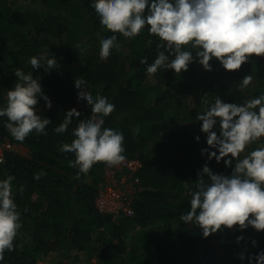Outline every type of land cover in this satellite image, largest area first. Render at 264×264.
I'll return each mask as SVG.
<instances>
[{"label": "trees", "instance_id": "trees-1", "mask_svg": "<svg viewBox=\"0 0 264 264\" xmlns=\"http://www.w3.org/2000/svg\"><path fill=\"white\" fill-rule=\"evenodd\" d=\"M91 3L0 0V106L15 86V69L32 70L30 57L54 55L59 65L51 71L32 70L51 100V108L43 100L36 106L51 121L46 135L33 132L18 142L5 126L7 118H0V143L27 150L25 156L14 148L5 152L0 164V179L15 177L13 192L22 223L14 250L5 253L2 264H247L239 255L264 250V230L222 226L203 237L194 222L185 223L180 216L190 210L189 191L206 162L213 172L225 175L235 165L233 161L225 167L223 159L208 161L207 154H201L206 134L200 131L197 114L217 95L225 103H243L264 94V56H252L232 72L216 60L206 71L194 59L182 73L160 69L148 74L140 61L147 57L150 64L162 49L145 28L133 39L117 33L119 50L102 60L100 42L113 33L101 29ZM248 74L253 76L251 84L240 88ZM76 80L84 81L94 97L105 96L115 105L104 127L123 133L125 160L142 164L135 175L139 185L132 217L113 219L97 210L98 187L108 168L104 163L78 177V168L68 166L74 158L59 151L61 145L73 143L72 132L92 114L90 106L77 103ZM73 110L81 121L73 119L64 135H56L55 128ZM262 142L264 138L249 145L241 158L264 146ZM41 170L44 177L35 180L34 173ZM237 236L244 239L238 243Z\"/></svg>", "mask_w": 264, "mask_h": 264}, {"label": "clouds", "instance_id": "clouds-1", "mask_svg": "<svg viewBox=\"0 0 264 264\" xmlns=\"http://www.w3.org/2000/svg\"><path fill=\"white\" fill-rule=\"evenodd\" d=\"M90 8L101 29L113 33L100 42L102 60L113 49L119 50L117 33L133 39L147 28L158 38L157 48L162 50L153 62L149 64L147 57L140 61L148 74H156L160 69L182 73L194 59L206 71H211L210 61L216 60L224 70L232 72L250 57L264 56V0H92ZM28 62L32 70L43 67L51 71L59 67L54 55L32 56ZM32 70L15 69V86L7 90L6 104L0 106V118H7L5 126L18 142L33 132L46 135L51 124L37 110L39 100L47 108H51V100L42 90L40 77L33 78ZM252 80L251 74L244 76L240 88L249 86ZM74 89L77 103L90 106L92 114L84 121L74 110L65 115L54 130L58 136L68 131L73 119L81 122L72 132L73 143L61 145L60 153L74 158L68 166L78 168V177L86 175L97 163L119 166L126 159L125 137L119 130L104 127L105 117L115 110V105L105 96L91 95L82 80L75 81ZM196 120L201 122L200 131L206 134L207 147L201 149V154L206 153L208 161L214 158L219 163L223 159L225 167L233 161L235 165L225 175L213 172L206 162L198 172L195 189L189 191L190 210L180 220L194 222L203 237L218 232L222 226L264 230V146L241 158L249 145L264 138V94L243 103H225L217 95L205 111L197 114ZM217 123L219 134L214 130ZM199 139L195 137L197 142ZM3 163L0 156V164ZM44 175L41 170L33 178L40 180ZM14 180L13 175L0 179V264L5 253L14 250L22 227ZM19 191L23 192L22 185ZM243 239L236 237L238 243ZM252 243L255 246V241ZM239 259H247V264H264V250L247 257L242 252Z\"/></svg>", "mask_w": 264, "mask_h": 264}, {"label": "built area", "instance_id": "built-area-1", "mask_svg": "<svg viewBox=\"0 0 264 264\" xmlns=\"http://www.w3.org/2000/svg\"><path fill=\"white\" fill-rule=\"evenodd\" d=\"M14 147L8 141L0 143V156ZM142 164L138 160H125L119 166L108 167L104 180L98 187L95 199L97 210L103 215L132 217V201L138 192L139 181L135 176Z\"/></svg>", "mask_w": 264, "mask_h": 264}, {"label": "rangeland", "instance_id": "rangeland-1", "mask_svg": "<svg viewBox=\"0 0 264 264\" xmlns=\"http://www.w3.org/2000/svg\"><path fill=\"white\" fill-rule=\"evenodd\" d=\"M46 107V106H45ZM47 108V107H46ZM14 151L22 156L27 155V150L21 146H15ZM55 256H52V259H54Z\"/></svg>", "mask_w": 264, "mask_h": 264}]
</instances>
